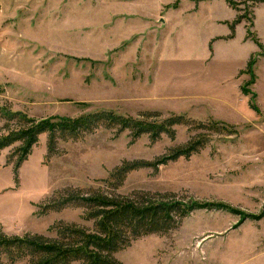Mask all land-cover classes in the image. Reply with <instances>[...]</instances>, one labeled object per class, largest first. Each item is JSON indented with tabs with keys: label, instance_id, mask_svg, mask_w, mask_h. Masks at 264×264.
Masks as SVG:
<instances>
[{
	"label": "rangeland",
	"instance_id": "obj_1",
	"mask_svg": "<svg viewBox=\"0 0 264 264\" xmlns=\"http://www.w3.org/2000/svg\"><path fill=\"white\" fill-rule=\"evenodd\" d=\"M0 86L2 105L36 118L159 112L150 120L184 114L233 127L208 134L188 158L131 171L119 188L225 207L196 210L168 234L142 236L116 256L124 264H264V2L0 0ZM6 124L0 117V133ZM174 129V138L153 141L100 127L59 139L52 154L43 133L18 177L8 157L19 144L4 148L0 231L49 234L58 220L85 223L82 207L44 214L41 207L64 187H104L124 160H153L203 133Z\"/></svg>",
	"mask_w": 264,
	"mask_h": 264
},
{
	"label": "trees",
	"instance_id": "obj_2",
	"mask_svg": "<svg viewBox=\"0 0 264 264\" xmlns=\"http://www.w3.org/2000/svg\"><path fill=\"white\" fill-rule=\"evenodd\" d=\"M234 7L239 8L238 4ZM243 19L244 14L236 17L230 26L229 38L235 36L236 25ZM254 61L255 58L250 59L249 65L252 66ZM158 116L159 112H146L137 118L113 110H99L75 118H36L0 103V117L7 123L5 132L0 133V151L19 144L8 157V163H14L16 177L18 169L43 133L48 134V154H52L57 151L59 139H79L100 127L115 128L119 132L129 130L133 139L149 134L153 141L162 134L174 138V126L178 124L203 131L196 138L173 147L153 160H124L104 179V187L86 189L68 186L56 191L43 204L41 212L44 214L68 206H79L83 208L82 218L85 223L58 220L51 225L49 234L34 232L11 235L0 231V264H124L116 254L130 246L134 240L149 234H168L196 210L225 207L221 203L200 201L173 191L119 192L131 171L144 167L156 171L161 165L180 157L188 158L200 151L209 142L208 134H232L235 131L225 122H201L184 114H172L163 120H150Z\"/></svg>",
	"mask_w": 264,
	"mask_h": 264
},
{
	"label": "crops",
	"instance_id": "obj_3",
	"mask_svg": "<svg viewBox=\"0 0 264 264\" xmlns=\"http://www.w3.org/2000/svg\"><path fill=\"white\" fill-rule=\"evenodd\" d=\"M230 39H232V38H230ZM238 71H239V70H238ZM238 71H237V72H238ZM237 72H236V73H237Z\"/></svg>",
	"mask_w": 264,
	"mask_h": 264
}]
</instances>
